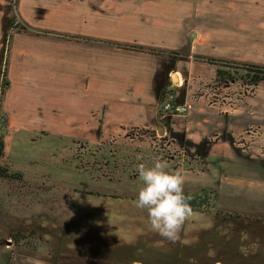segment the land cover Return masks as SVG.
Instances as JSON below:
<instances>
[{
    "label": "crops",
    "instance_id": "1",
    "mask_svg": "<svg viewBox=\"0 0 264 264\" xmlns=\"http://www.w3.org/2000/svg\"><path fill=\"white\" fill-rule=\"evenodd\" d=\"M16 11L27 32H14L9 41L11 1L0 0L6 149L16 134L44 143L49 157L71 143L96 147L103 135L119 142L123 134H154L163 94L173 88L189 113L162 116L170 122L160 133L206 160L199 170L195 163L192 179L207 169L211 181H251L229 178L244 175L242 166L264 180L262 158L246 156L249 143L264 147L260 103L210 94L205 86L218 79L217 68L191 60L209 57L200 47L214 36L227 34L238 44L246 33H264V0H18ZM209 20L224 24L204 30L199 23ZM181 53L189 59H177Z\"/></svg>",
    "mask_w": 264,
    "mask_h": 264
},
{
    "label": "rangeland",
    "instance_id": "2",
    "mask_svg": "<svg viewBox=\"0 0 264 264\" xmlns=\"http://www.w3.org/2000/svg\"><path fill=\"white\" fill-rule=\"evenodd\" d=\"M10 1V20H15L7 34L13 36L18 28L27 32L18 20V0ZM199 24L206 30L218 29L224 22ZM260 33H246L238 44L234 40L239 38L225 34L228 37L211 39L208 34L211 40L200 51L209 57L194 55L191 60L239 72L246 64L264 66V33ZM217 54L224 56L213 57ZM177 59L189 57L181 53ZM215 84L220 85L213 89ZM209 85L205 89L210 94L243 99L247 106L254 98L264 119V83L213 78ZM162 116L154 134H123L119 142L115 135H103L96 147L79 142L70 147L68 157L61 151L49 157L41 148L44 143L35 146L22 134L11 135L6 149V118L0 111V169L8 173L0 176V264H264V180L242 166L244 175L229 178L251 181H211L207 169L206 176L199 173L192 179L195 163L199 170L206 160L175 144L168 132L160 133L170 122ZM253 147L247 145L246 156L264 161V147ZM160 158L168 162V172L184 176L185 193L211 190L218 197L216 208L197 212L186 223L176 243L152 231L146 210L135 206L143 186L137 166L152 167ZM262 174L264 179V168Z\"/></svg>",
    "mask_w": 264,
    "mask_h": 264
},
{
    "label": "clouds",
    "instance_id": "3",
    "mask_svg": "<svg viewBox=\"0 0 264 264\" xmlns=\"http://www.w3.org/2000/svg\"><path fill=\"white\" fill-rule=\"evenodd\" d=\"M169 164L163 158L154 166H137L139 180L143 186L138 192L135 206L146 210L151 230L172 243L181 239V232L187 222L199 213L194 211L193 197L184 191L185 178L180 172L167 171Z\"/></svg>",
    "mask_w": 264,
    "mask_h": 264
},
{
    "label": "trees",
    "instance_id": "4",
    "mask_svg": "<svg viewBox=\"0 0 264 264\" xmlns=\"http://www.w3.org/2000/svg\"><path fill=\"white\" fill-rule=\"evenodd\" d=\"M14 20L11 19L9 22V26L14 25ZM17 29L18 32H21L22 28ZM12 38V35L9 36ZM131 50H139L137 47H128ZM217 78L220 81H242L244 84H251V85H259L260 83H264V66L258 65H249L246 64L239 72L238 69L235 68H228L224 66H218L217 68ZM6 118V117H5ZM6 125H7V118H6ZM6 128V126H5ZM3 151V143L0 145V152ZM0 176L7 177L8 173H5L0 169ZM16 177H20L17 175ZM186 195H191L193 197L191 201V205L196 212H210L214 208H216L217 202V193L211 190H201L200 193L190 194L185 193Z\"/></svg>",
    "mask_w": 264,
    "mask_h": 264
},
{
    "label": "built area",
    "instance_id": "5",
    "mask_svg": "<svg viewBox=\"0 0 264 264\" xmlns=\"http://www.w3.org/2000/svg\"><path fill=\"white\" fill-rule=\"evenodd\" d=\"M160 108L164 115H185L189 112V106L178 102L177 93L173 88L167 89L163 94Z\"/></svg>",
    "mask_w": 264,
    "mask_h": 264
},
{
    "label": "flooded vegetation",
    "instance_id": "6",
    "mask_svg": "<svg viewBox=\"0 0 264 264\" xmlns=\"http://www.w3.org/2000/svg\"><path fill=\"white\" fill-rule=\"evenodd\" d=\"M17 2H18V1H17ZM12 31H13V30H12ZM7 38H8V40H9V34L7 35ZM161 103H162V99H161ZM161 103H160V105H159V114L164 116V114L161 112V108H160V107H161ZM188 113H189V112H188ZM188 113H187V114H188ZM185 115H186V114H185ZM173 116H176V115H173ZM177 116H178V115H177ZM75 145H76V144H72V143H71V145H68V146H67V149H64L65 155H67V157H68V154H69L70 147H71V146L73 147V146H75ZM67 153H68V154H67ZM152 157H154V155H153Z\"/></svg>",
    "mask_w": 264,
    "mask_h": 264
},
{
    "label": "water",
    "instance_id": "7",
    "mask_svg": "<svg viewBox=\"0 0 264 264\" xmlns=\"http://www.w3.org/2000/svg\"><path fill=\"white\" fill-rule=\"evenodd\" d=\"M233 83V82H232Z\"/></svg>",
    "mask_w": 264,
    "mask_h": 264
}]
</instances>
